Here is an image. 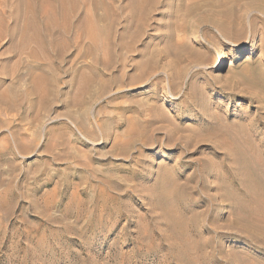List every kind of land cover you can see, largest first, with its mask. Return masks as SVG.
<instances>
[{
	"label": "rangeland",
	"instance_id": "1",
	"mask_svg": "<svg viewBox=\"0 0 264 264\" xmlns=\"http://www.w3.org/2000/svg\"><path fill=\"white\" fill-rule=\"evenodd\" d=\"M19 1L0 0V264H264L244 209L264 0H235L229 33L191 0L37 5L39 26Z\"/></svg>",
	"mask_w": 264,
	"mask_h": 264
},
{
	"label": "bare ground",
	"instance_id": "2",
	"mask_svg": "<svg viewBox=\"0 0 264 264\" xmlns=\"http://www.w3.org/2000/svg\"><path fill=\"white\" fill-rule=\"evenodd\" d=\"M67 1L68 0H20L18 3V6L20 7L22 4H25V5H27V8H24L23 10L17 9L16 19L26 17L25 13L27 10V12L30 13L29 16H31V20H32L31 24L35 25V26H39V22H38L39 15L37 13V10H38L37 5L44 12L48 13V12L53 11L58 6L61 8L66 7ZM150 1L152 2L153 6L157 5V3H158V0H150ZM191 1L192 2L190 5L185 6L187 16L194 15L196 12H198L204 6H206L209 10V11L208 10L207 11L210 12V14H208V12L206 14H200L199 13L198 16L194 19L195 25H201L204 23H205L204 25H206V23L207 24L211 23V25H212V23H215L219 26L221 31H223L224 33H229L231 30L229 31L228 27H230L231 24H237L239 22V18L236 14L235 0H226V2L223 3L224 5L221 3L220 6H218V3L221 0H191ZM256 5H258V4H256ZM263 11H264V9H263ZM215 13H220V15L222 17L219 15L218 16L222 18V23L219 20L215 21L216 19H213L212 16H215ZM50 14H52V17H53V13L51 12ZM195 28H196V26H195ZM240 29H242V27ZM219 65L222 66L221 63ZM257 176H258V174H257ZM254 178H256V177H254ZM257 179H259V176ZM257 179H255V180H257ZM253 184H255V182ZM259 189H260V191H258V193L261 195V198L260 199L257 198L258 200L253 199V200H250L248 203H245L244 209H245L246 214L249 216L250 221L254 224V227L256 226L257 229L261 228L263 231L264 230V186L259 188ZM250 193H252V192H250ZM257 215L261 216V219L258 221V223L255 220V218H256L255 216H257Z\"/></svg>",
	"mask_w": 264,
	"mask_h": 264
}]
</instances>
